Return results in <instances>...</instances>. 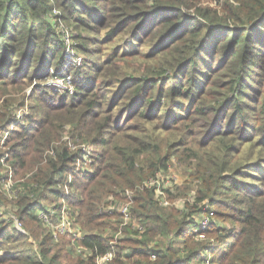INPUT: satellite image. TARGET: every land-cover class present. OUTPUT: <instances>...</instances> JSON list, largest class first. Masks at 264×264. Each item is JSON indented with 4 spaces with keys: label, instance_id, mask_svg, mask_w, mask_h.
I'll use <instances>...</instances> for the list:
<instances>
[{
    "label": "trees",
    "instance_id": "obj_1",
    "mask_svg": "<svg viewBox=\"0 0 264 264\" xmlns=\"http://www.w3.org/2000/svg\"><path fill=\"white\" fill-rule=\"evenodd\" d=\"M53 8L84 54L80 66L65 56ZM50 68L72 72L76 89L53 90ZM24 106L30 112L18 116ZM5 131L0 158L7 152L19 178L32 173L10 202L0 194V264H97L110 247L105 230L117 228L116 215L100 211L110 198L131 199L144 230L124 227L105 264L131 254L147 264L204 262L213 242L198 238L196 215L210 206L228 225L204 229L220 247L209 261L264 264V0H0V139ZM64 132L77 148L60 140ZM81 145L90 168L77 167ZM174 158L198 180L165 189L188 196L180 211L146 184ZM7 176L0 171V183ZM48 193L72 205L88 256L42 224L37 211L60 205L45 204Z\"/></svg>",
    "mask_w": 264,
    "mask_h": 264
},
{
    "label": "built area",
    "instance_id": "obj_2",
    "mask_svg": "<svg viewBox=\"0 0 264 264\" xmlns=\"http://www.w3.org/2000/svg\"><path fill=\"white\" fill-rule=\"evenodd\" d=\"M52 13L57 15L54 17V26L57 29V32L61 35V38L64 42V52L66 56L71 60L72 65L81 64L82 62V55L76 52L74 47V38L72 29L69 28L58 16L59 10L53 8ZM49 76L47 77L45 83L47 85L55 86L58 90L62 91H69L72 92L74 90L75 82L73 81V76L69 72L62 71H54L52 68L49 69ZM17 115L20 116V111L17 112ZM7 136V131L3 133L2 138L0 139V144L2 145L4 139ZM67 143L70 149H75L77 146L73 144L71 141L67 140ZM3 146V145H2ZM83 148V163L82 165H78L77 167H86L89 164L90 159L88 158L90 147L81 145ZM86 152V153H85ZM7 153H4L3 156L0 158L1 165L8 166V162L6 160ZM8 175V173H6ZM68 181L64 185L63 190L66 194L70 191L69 183L71 181V176H68ZM173 181L176 182L175 178L170 177L167 179V175L158 172L155 176L150 177L146 184L149 187H152L154 190L155 196L159 199L160 203L163 205L168 204H175L178 208L183 206V203L180 202L179 199H176L174 202H171L170 199L166 195L165 189L167 187H171ZM4 190L9 194L12 195L14 193L13 190V183H11L9 175L2 183ZM64 200V199H62ZM131 199H117V198H110L108 201L103 203L100 206V211L104 213H109L113 217V221L116 223L117 228L111 231L110 228L106 229L105 232L111 238L110 240V247L105 250V252L96 256L95 260L97 264H105L106 262L110 261L114 256L115 252L117 251L116 244L118 243L119 239L123 237V229L124 227L134 228L139 231H143L144 227L140 225L138 222L133 220L132 212H131ZM38 217L41 220L42 224L50 230V233L54 237H58L60 235H64L70 239L74 247V253L77 255H81L86 257L90 254V249L85 245L81 244L80 241L84 238V232L80 224L76 220V215L71 211V209L66 205L64 202L60 203L59 206H49L48 209L43 210L39 209L37 211ZM210 219L205 215L198 221V238L205 239L206 232L204 229L207 228ZM16 225H19V222L16 221ZM121 253L124 255L127 253V250H121ZM123 257V256H122ZM125 258V257H124ZM205 262L207 264H211L209 259H206Z\"/></svg>",
    "mask_w": 264,
    "mask_h": 264
},
{
    "label": "rangeland",
    "instance_id": "obj_3",
    "mask_svg": "<svg viewBox=\"0 0 264 264\" xmlns=\"http://www.w3.org/2000/svg\"><path fill=\"white\" fill-rule=\"evenodd\" d=\"M202 1V3L203 4H205V3H207L208 2V0H201ZM211 4H213V3H211ZM90 35H93V34H91V33H89ZM101 34H102V32H101ZM99 36V35H98ZM125 37V38H124ZM129 38V36H127V39ZM124 39H126V36H124V34L123 35H120V36H117L114 40H112L111 42H108L107 44H101V53H107V51L110 49V47L111 46H114V45H116L117 44V47L120 45V44H122L123 43V41H124ZM138 42H135L133 45L135 46V47H138ZM89 45H91V46H93V47H95L94 46V44L92 43V44H89ZM98 45V44H97ZM130 46H132V45H130ZM140 49L142 50V51H149L150 50V46H144V45H141L140 46ZM63 50H64V48H63ZM76 51L79 53V54H82V55H84L80 50H79V48H77L76 49ZM66 56V55H65ZM71 60H72V62H73V58H71ZM70 59H69V61H71ZM136 61L141 65V66H147V65H152V63L151 62H147V61H145L144 60V58L143 57H137L136 58ZM70 64H72L71 62H70ZM75 66H80L79 64H76ZM63 68H65V67H63ZM73 68V67H72ZM73 70V69H72ZM72 73V72H71ZM31 86V85H30ZM30 86H28L27 88H26V93L27 94H30L31 93V87ZM50 86V85H49ZM51 87H53V90H55V91H57V92H59V93H67V94H71L72 92H69V91H60V90H58L55 86H52L51 85ZM114 86H111V88H113ZM74 89H76V88H74ZM104 91V93H107V95H111V91H112V89H103ZM25 101H26V103L28 104V105H30V104H32V100H29L28 101V99L26 98L25 99ZM123 102L124 101H121V102H119V104H118V106H117V108H115V111H117V109H118V107H120L122 104H123ZM20 111V113H21V115L22 114H24V113H29L30 112V108L29 107H19V108H17L16 109V111ZM17 111V112H18ZM162 115V114H161ZM160 115V116H161ZM169 122H172V120H169ZM153 123H162V121H161V119H159V120H154V122ZM147 125H149V126H151L152 124L151 123H149V124H147ZM66 128H68V126H65ZM60 140H69V141H71L72 143H73V141H74V139L70 136V134L69 133H67V132H64V134L60 137ZM193 145H195L196 146V143H194ZM7 148V147H6ZM91 148H92V146H91ZM1 149L3 150V149H5V146H1ZM92 150V149H91ZM5 153H7V152H5ZM8 162V161H7ZM9 164H8V166H5V165H1L0 166V171H2V172H5V173H8V175H9V178H10V181H11V183H13V187H14V184H18V181H25L28 177H30L31 176V173H32V171L31 172H27L24 176H22V177H20L19 178V176H17V175H15L14 173H13V170H12V162H10V160H9V162H8ZM77 164L79 165L80 164V161H77ZM87 166V168H90V165L88 164V165H86ZM164 174H166L167 175V179L170 177V179L171 178H175V180L176 181H179L178 183L180 184V186H184L185 185V183L188 181V179H189V182L191 181V185H192V187L193 186H196V184H197V182H198V180H194L195 178H190V176H189V172L187 171V168H186V165L183 163V162H181V161H177L175 158H174V160H173V162H171L169 165H168V168H167V170L166 171H164ZM171 183H172V185H174V182L173 181H171ZM0 194L1 195H3L4 197H6L9 201L8 202H10L11 201V197H12V195H9L5 190H4V188H3V184H2V182L0 183ZM166 195H167V197L170 199V201L171 202H174L176 199H179L180 200V202H182V203H184V201H185V199H188V196L184 193V195H178V196H176V198L174 197V196H171V195H169L168 196V194L166 193ZM125 199H127V198H125ZM62 202H64L66 205H68V207L71 209V211L73 210V207H72V205L69 203V201H67V200H60V199H58L57 197H55V196H52V194H50V193H48L47 194V197L44 199V203L45 204H47V205H49V204H57L58 205V203H62ZM2 206H4V207H6V209L7 210H11V203H8V204H2ZM166 206H172V207H174L175 209H177L178 208V206H176L175 204H168V205H166ZM214 207L213 206H210L209 207V211L208 210H204V211H202V212H200L199 214H197L196 215V220L197 221H199L203 216H207L210 220H215L216 221V224H215V227L216 228H218L219 226H223V227H227V225H228V221L227 220H221V218L217 215V212H216V210L214 211V209H213ZM178 210V209H177ZM178 211H180V210H178ZM19 228H20V226H18ZM199 227V226H198ZM111 230H112V228H111ZM206 231H208V230H206ZM205 238H208V239H210L212 242H213V245H212V247L209 249V250H207L206 252H204L206 255V257H207V259H210V258H212V257H214L216 254H218L219 252H220V247H218V245H217V243H216V237H215V234L213 233H209L208 235H206V237ZM121 239L122 238H120L119 239V241H118V243H120L121 242ZM216 243V244H215ZM128 251H130V250H128ZM75 254V253H74ZM75 255H77V254H75ZM149 258H143V257H141V255L139 254H131L129 257H128V259L126 258V262H127V264H147V262L149 261L148 260ZM200 264H207L205 261L204 262H200ZM212 264V263H211Z\"/></svg>",
    "mask_w": 264,
    "mask_h": 264
}]
</instances>
